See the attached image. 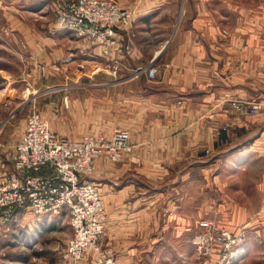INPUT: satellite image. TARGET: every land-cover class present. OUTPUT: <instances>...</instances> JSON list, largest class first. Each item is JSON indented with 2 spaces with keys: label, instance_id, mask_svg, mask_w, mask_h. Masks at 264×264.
<instances>
[{
  "label": "rangeland",
  "instance_id": "1",
  "mask_svg": "<svg viewBox=\"0 0 264 264\" xmlns=\"http://www.w3.org/2000/svg\"><path fill=\"white\" fill-rule=\"evenodd\" d=\"M63 1L0 0V59L13 63L7 67L9 75L4 74V80L0 75V106L9 112H0V123L5 121V125L17 127L24 124L31 112H37L58 137L72 141L98 133L111 139L117 132H126L130 150L123 151L118 162L109 160L118 164L123 156H131L133 150L131 133L127 130L131 126V117L118 113L104 118L103 90L94 88L92 80L94 75L101 77L107 74L102 68L97 72V66L103 67V62L93 63L87 54L77 51L71 56L68 51V46L72 48L78 41L96 43L91 45L93 48L100 44L80 38L74 31L57 24V10ZM109 1L121 8H129L133 15L144 10L157 11L163 6L167 12L165 17L169 18L165 26L175 28L178 22L179 25L181 23L185 7L194 11L203 0ZM211 5L214 12L222 13L220 26L224 43L230 42L234 36L241 44V59L247 54L244 46L249 43L253 46L255 85L252 84V93L257 97L231 98L227 101L229 111L241 119L250 117L264 124V111L250 115L243 107L233 108L236 101L242 104L263 103L264 100V0H225L218 10L215 0ZM232 6L237 10L233 11ZM71 34L79 40L73 42ZM63 38L67 40V46L54 43ZM61 49L64 52L61 53ZM43 51H47L49 56L44 63L39 57ZM57 51L60 54L54 59ZM72 57L75 62L70 60ZM119 69V66H114L112 72L116 74ZM20 101V105L12 106ZM115 109L119 112L118 108ZM178 117L181 125L184 124L182 116ZM104 119L112 129L103 130ZM201 119L202 116L193 115L186 123L200 122ZM12 149L4 152L5 162L9 157L12 160ZM208 157L175 163H133L131 169L124 171V177L109 182L110 188H118L121 183L129 184L133 188L130 199L155 206L152 214L154 222L158 220L159 224L154 226L153 236L135 244V249H138L136 258L126 260L117 257L121 250L119 247L107 252L104 243L107 220L119 212L108 210L107 203L113 202L114 198L107 200L108 194L96 187L106 209L105 228L96 249H90L84 258L78 260L68 255L73 229L66 211H63L57 215L33 217L41 218L42 223L36 222L44 236L32 250L23 243V235L28 228L23 227L25 221L14 226L11 221L1 223L0 264H264V210H260L264 196L253 193L255 188H246L252 182H259V177L254 173L252 178L243 179L225 171L216 182L217 163L211 160L210 153ZM101 159L106 158L97 161ZM237 186L243 188L235 189ZM36 222L34 224L37 225Z\"/></svg>",
  "mask_w": 264,
  "mask_h": 264
},
{
  "label": "crops",
  "instance_id": "2",
  "mask_svg": "<svg viewBox=\"0 0 264 264\" xmlns=\"http://www.w3.org/2000/svg\"><path fill=\"white\" fill-rule=\"evenodd\" d=\"M224 2L215 0L216 10ZM211 3L214 0H203L194 11L185 7L180 25L177 23L179 27L165 26L169 18L165 17L167 12L161 6L157 11L144 10L138 15L132 14L133 24L116 30L114 45L93 48L91 45L96 43L78 41L80 44L72 48L68 46L71 56L79 51L87 54L90 62H103V67L97 66V72L102 68L107 74L101 77L94 75L92 80L94 88L103 90L104 118L119 113L130 116L132 120L127 129L131 133V156H123L118 164H112L108 159L97 161L95 173L89 178V182L108 194L107 200L114 198L113 202L107 203L108 210L119 213L108 217L104 243L107 252L119 247L120 254L116 255L119 258H136L138 249H135V244L153 236V228L159 224L158 220L154 222L153 204L130 199L133 188L129 184L109 187V182L124 177V171L131 169L133 163L208 159L210 153L211 160L217 163L216 182L225 171L243 179H250L255 173L260 181L252 182L246 188H255L253 193L264 196V124L250 117L241 119L227 106L231 98L257 97L252 93L255 81L254 55L251 54L253 46L250 43L244 46L247 54L241 59V44L234 36L230 42H223L220 26L222 13L214 12ZM232 10L236 11L237 7L232 6ZM70 37L73 42L79 40L72 34ZM54 43L64 47L68 42L63 38ZM60 52H64V49ZM60 52L52 54L54 59L58 58ZM39 57L44 63L49 56L47 51H43ZM70 60L75 62L73 57ZM10 65L13 66L10 60L0 59L3 80V75L9 73L7 67ZM150 65L158 69L154 80H149L140 72L141 68ZM114 66L120 68L116 74L112 72ZM20 103H13L12 106ZM0 112L9 113L2 107ZM193 115L202 116V121L186 123ZM168 116L176 118L170 119ZM178 116H182L184 124L181 125ZM163 118H167V121ZM26 122L17 127L5 125V121L0 123V164L6 171L12 170L13 162L10 157L7 162L4 161V152L11 148L15 152ZM107 129L112 128L104 119L103 130ZM260 210H264V199ZM34 216L30 212H17L11 220L13 226L25 221L23 227L28 228L24 235L21 234L25 236L23 243L29 247L28 250L36 248L44 236L38 225L42 220L38 217L34 219Z\"/></svg>",
  "mask_w": 264,
  "mask_h": 264
},
{
  "label": "built area",
  "instance_id": "3",
  "mask_svg": "<svg viewBox=\"0 0 264 264\" xmlns=\"http://www.w3.org/2000/svg\"><path fill=\"white\" fill-rule=\"evenodd\" d=\"M57 19L61 28L109 47L116 43V30L131 24L132 11L109 0H64ZM140 72L149 80L158 75L153 65ZM240 107L250 115L264 111L262 103L233 102L234 109ZM128 140L126 132L111 139L103 133L77 141L58 137L40 114L31 112L12 155V170L0 164V224L11 221L17 212L40 217L66 211L73 229L68 255L84 258L96 249L106 221L103 199L87 177L100 158L118 162L122 152L130 150Z\"/></svg>",
  "mask_w": 264,
  "mask_h": 264
}]
</instances>
